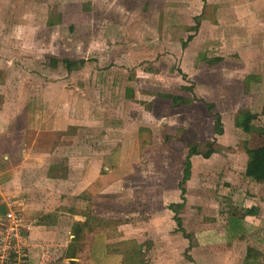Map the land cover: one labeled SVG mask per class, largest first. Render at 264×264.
I'll return each mask as SVG.
<instances>
[{"label":"rangeland","instance_id":"obj_1","mask_svg":"<svg viewBox=\"0 0 264 264\" xmlns=\"http://www.w3.org/2000/svg\"><path fill=\"white\" fill-rule=\"evenodd\" d=\"M247 9V0H0V41L15 43L0 46V53L12 61L0 65V91L13 92L22 86L19 71L34 77L26 80L33 90L27 98L33 117L41 115L42 127L37 120V125L26 131L25 141L32 155L45 151L56 155L54 174L69 176L73 157L78 166L85 161L82 156L117 155V159L104 161V165L117 168L122 161L118 155L127 156L122 165L133 169L130 178L135 177L142 196L139 189H127L130 192L118 198L116 188V198L96 199L94 205L97 213L109 220L115 217L111 221L116 222L121 215V207L115 206L118 200L159 201L162 194L173 198L179 193L178 183L192 145L199 144L205 151V143L215 138L216 152L212 155H248V161L249 151L264 148L263 135L246 132L235 122L240 110L249 109L257 113L253 125L264 126V80L244 78L250 72L264 78V66L241 62L232 46L246 35ZM197 23L199 29L194 31ZM192 34L193 39L184 45ZM66 59L85 62L68 70ZM260 66L263 70L259 71ZM250 85L252 94L243 93L252 91ZM36 89H46L50 99H39ZM165 94L183 95L191 101L176 106ZM14 97L19 102L20 96ZM6 99L0 92V106ZM207 102L214 103L222 115L223 135L213 132ZM58 114L62 128L43 127ZM70 120L73 125L67 126ZM216 161L218 158L213 165ZM248 178L240 174V181L231 182L230 189L236 185L238 201L245 197L249 204L264 198V192H259L264 186L258 184L264 180ZM200 179L197 172L195 185ZM217 179L208 181L211 186L203 192L208 218L216 212L221 189L227 191L220 188L224 180ZM199 193L194 188L189 194L192 202L198 201ZM228 194L231 199L230 191ZM131 205L128 213L134 209ZM17 209L21 218L17 244L27 260L29 223L23 207ZM58 221L56 217L48 220ZM9 225L6 216L1 217L0 233ZM63 241L52 243L53 249ZM253 242L248 238L246 247L240 244L239 251L264 263V253ZM251 263L247 260L242 264Z\"/></svg>","mask_w":264,"mask_h":264},{"label":"crops","instance_id":"obj_2","mask_svg":"<svg viewBox=\"0 0 264 264\" xmlns=\"http://www.w3.org/2000/svg\"><path fill=\"white\" fill-rule=\"evenodd\" d=\"M247 7L248 30L242 40L232 43V46L238 51L241 62L264 66V0H247ZM234 38H238L236 33ZM14 45L0 41V46L4 48ZM246 57L247 60L244 59ZM11 63L9 56L0 53V65ZM260 70H263L262 66ZM18 76L23 82L18 90L0 91L7 97L0 106V218L10 207H23L29 223L25 235L29 245L28 264H242L247 260L251 264H264L260 258L252 255L254 259H250L239 251L240 244L246 247L250 238L254 241L252 244L264 253V198L251 200L248 204L245 197L238 201L240 193L235 189L236 185L230 189L233 182L240 181V174L245 175L248 155H211L208 158L193 155L191 176L186 182V201L179 214L172 206L183 203L178 183L179 193H175L173 198L162 194L163 199L159 201L148 198L133 202L117 199L115 206L121 207V215L115 219L116 222H112L115 217H109V220L108 216L96 212V199L116 198V188L118 198L120 194L138 189L142 196L141 186L134 183L135 177L130 178L133 169L122 165L127 156L118 155L122 161L117 168L104 165L106 159H117V155L82 156L85 161L78 166H75L73 157L69 176L54 174L56 155L48 151L32 155L27 148L26 131L37 125L41 115L35 114L36 119L33 117L27 98L33 90H30L26 80L34 77L25 71H19ZM254 76L264 80L260 73L255 72L248 73L244 78L255 80ZM253 91L243 93L251 95ZM34 92L42 101L50 99L51 93L46 89ZM15 95L20 96L19 102H16ZM50 120L43 127L62 128L59 114ZM69 122L67 126L73 125L72 120ZM40 123L38 120V126L42 127ZM215 158L219 162L213 165ZM197 172L201 179L195 185ZM219 177L224 180L220 188L230 191L231 199L228 192L223 193L221 189L220 200H216V212L208 218L203 192L208 184L211 186L208 181L219 180ZM258 184L264 186V182ZM194 188L200 193L198 201L192 202L189 194ZM166 192L168 195L171 193ZM259 192L263 193L264 187ZM252 197L255 198V195L252 194ZM129 204L134 209L128 213ZM59 206L62 208L56 211ZM175 215L181 218L184 230H179ZM55 217L60 221L48 222ZM214 220V224L209 223ZM63 239L62 246L53 249L52 243Z\"/></svg>","mask_w":264,"mask_h":264},{"label":"trees","instance_id":"obj_3","mask_svg":"<svg viewBox=\"0 0 264 264\" xmlns=\"http://www.w3.org/2000/svg\"><path fill=\"white\" fill-rule=\"evenodd\" d=\"M193 29H194V31H197L199 29V23H197L193 27ZM193 37H194V34L189 35L186 42L184 43V45H187V43L189 41H191L193 39ZM216 60H217V58H216ZM84 62L85 61L83 59L80 61L69 60V59L65 60L66 68L68 70H72L74 68H79L81 65L84 64ZM163 96L172 99L173 103L176 106L177 105L179 106L181 104H186V103H189L191 101V99H188V98L184 97L183 95L165 94ZM206 105H207V108L209 109V113L212 116L213 121H214V129H213L214 134L222 135L224 133V123L222 120L221 113L218 112L217 110H215V104L214 103L207 102ZM262 113H264V106L262 109ZM255 118H257V113H254V112L247 110V109H242L237 113L236 118H235V122L239 127L243 128V130L246 132H258V134H261L264 136V126L256 128L253 125V120ZM215 144H216V141L214 138V140L207 141L205 143V145L207 146V149L205 151L200 150L199 144H194L190 147L189 152L186 156L185 163H184V168H183V172H182V179L179 182V187L181 190V199L183 200V203L173 204L172 206L175 207V210L180 209L186 201V197H185L186 182L190 179L191 172H192L191 157L193 155H202L205 158L210 157L214 152H216ZM252 150L249 151L251 155H249L250 159L248 161V165H247L245 174L249 178H252V179L258 180V181H262V180H264V148L263 149L258 148L254 152H252ZM249 212H252V211L249 210ZM175 220L178 224L179 230H184L182 227L181 218L178 215H175ZM251 250H253V249L252 248L248 249V251H250V252H251ZM249 255H251V254H248V256Z\"/></svg>","mask_w":264,"mask_h":264},{"label":"built area","instance_id":"obj_4","mask_svg":"<svg viewBox=\"0 0 264 264\" xmlns=\"http://www.w3.org/2000/svg\"><path fill=\"white\" fill-rule=\"evenodd\" d=\"M19 212L17 206L10 207L5 215L10 225L5 233H0V264H27V254L17 244L20 236L18 225L21 221Z\"/></svg>","mask_w":264,"mask_h":264}]
</instances>
